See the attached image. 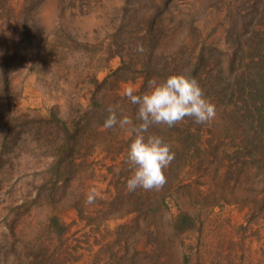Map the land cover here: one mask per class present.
I'll return each mask as SVG.
<instances>
[{"label":"rangeland","instance_id":"1","mask_svg":"<svg viewBox=\"0 0 264 264\" xmlns=\"http://www.w3.org/2000/svg\"><path fill=\"white\" fill-rule=\"evenodd\" d=\"M253 4L254 0H0V62L5 50L9 57L16 51L9 60L8 90L0 85V264H182L188 247L189 264H264V133L253 138L252 146L240 130L226 135L221 129L222 107L213 100L216 117L199 134L197 156L192 150L183 152L182 159L174 156L164 170L161 190L129 192L131 133L118 125L102 129L110 104L118 105V118L123 114L136 120L137 106L121 92L128 85L138 91L143 82L134 43L143 23L162 22L157 41L164 61L172 56V64L194 62L192 51L202 49L211 56L216 74L228 64L220 52L228 46L225 30L231 23L235 21V36L244 50L245 39L253 41L264 30ZM124 8L127 19L139 25L132 22L120 35H127L132 45L122 51L126 72L119 78L135 79L111 77L119 65L118 58L111 59L97 74L99 80L108 75V80L93 109L81 97L88 98V87L81 90L82 83L72 75L64 82L59 78L62 71L36 55L43 53L45 44L58 47L61 40L52 38L57 30L81 43L107 41L121 24ZM30 66L40 72L30 73ZM78 103L85 118L60 157L61 134L37 117L51 109L71 124ZM183 122L171 128L153 125L146 135L162 137L174 153L182 151L185 144L177 129H183ZM9 124L16 138L4 137ZM57 156L60 165L55 171ZM92 189L99 195L88 204ZM162 194L170 197L169 211L156 210ZM174 203L191 215L198 213L199 235L174 234ZM52 216L65 227L60 238L48 229Z\"/></svg>","mask_w":264,"mask_h":264},{"label":"trees","instance_id":"2","mask_svg":"<svg viewBox=\"0 0 264 264\" xmlns=\"http://www.w3.org/2000/svg\"><path fill=\"white\" fill-rule=\"evenodd\" d=\"M252 11L255 12L257 20L264 25V0H254ZM128 13V9L124 8L122 22L118 29L107 36V41L94 45L81 43L70 33L57 30L53 32L52 38L57 43L60 42L58 38L61 40L58 47H49L45 44L43 53L36 55L38 57L36 59H41L43 63H46V60L53 63L57 71H62L59 78L64 82H67V78L70 75L79 79L83 85L81 90L86 87L90 89L88 98L84 95L81 97L94 109L99 106L97 94L108 80V75L102 80H99L97 76L104 64H108L113 58H118L119 65L109 75L115 78L116 81H134L135 79L129 77L119 78L121 73L126 72L124 71L126 63L122 51L126 49L128 44L129 47L132 45V43L127 42V35L124 37L120 35L125 34L127 26L132 22L139 25V23L131 22L127 19L126 15ZM143 25L144 28H141L140 34L135 37L136 41L134 40V43H137L135 44L136 48L140 44L144 49L143 53L135 50L139 57L138 72L143 76V82L136 94L144 93L147 90L146 88H148V81L154 78L162 82L170 75L183 74L195 79L202 88L205 97L211 102L215 100L217 102L216 105L220 108L222 107L221 112L225 123L221 127L222 131L229 135L232 129V131L240 130L246 136L247 143L251 146L254 145L255 141L253 138L259 135V132L264 133V30L260 32L257 30L258 32L253 41H248L246 38L247 42L244 45L247 50H244L243 46H241L242 43L240 44L238 41L239 38L235 36V21L233 24L231 23L229 28L225 30L228 46H225V49L220 52L227 57L228 64L224 70L219 68L218 73L213 74L214 69L211 68L210 64L211 56L205 55L202 49H199L197 53L192 51V55L196 54L194 62L189 60L187 63L172 64L169 61V59H172L171 54L169 55L171 58H168L167 62L164 61V56L166 55L159 51L157 41V35L163 29L162 22L151 19L146 24L143 23ZM23 35L28 37L30 34L29 32H24ZM230 39L233 41L231 44L229 43L231 42ZM42 48L43 45L40 51H42ZM13 53L15 56L16 51ZM8 55V50H5L2 62H0V85L4 91H7L9 87V60L14 57L13 55L11 57ZM251 68H254L255 72ZM29 72L38 74L40 70L36 69L35 66H30ZM82 110L83 105L78 103L76 105V117L71 121V124L59 118L51 109L42 112L43 114L37 117L40 121L53 125L52 127L56 128L58 133L61 134L63 143L59 147L60 157L67 150V144L73 142L76 134L79 133L81 121L85 118V113ZM10 124L6 128L7 131L4 137L16 138L11 133L13 126H10ZM255 124H257L259 129H255ZM182 125L183 129L181 131L177 129V133L182 137L180 139L185 144L183 147L185 151L183 149L182 151H176L174 153L176 159H182L185 154L183 152L189 154L191 150L197 156L199 134L204 126V124H196L191 118L187 117ZM208 143H210V140H208ZM5 144V142L2 143V149ZM234 147L232 145L231 149L235 151ZM227 153L232 156L231 152L228 151ZM56 163L58 164L55 165V171H58L60 158ZM108 171H111V169ZM128 178L129 176L127 175L126 179ZM169 203L170 197L167 194L160 195L155 203L157 206L156 210L169 211L171 209ZM150 206L154 207L153 205ZM174 206L175 213L172 215V230L174 234L185 235L187 238L199 235L201 232V219L198 213L191 215L182 210L178 204L174 203ZM132 210H137V206H134ZM48 229L57 238H60L65 232V227L57 216L49 218ZM145 233L148 234L146 231ZM190 253L191 247H188L187 252L182 253V264H189ZM111 257H114V255Z\"/></svg>","mask_w":264,"mask_h":264},{"label":"clouds","instance_id":"3","mask_svg":"<svg viewBox=\"0 0 264 264\" xmlns=\"http://www.w3.org/2000/svg\"><path fill=\"white\" fill-rule=\"evenodd\" d=\"M137 51L143 53L138 44ZM137 89L128 85L121 95L137 106L136 120L127 115L117 116L118 105H108L109 115L102 125L103 130L116 127L131 133V142L127 151V163L131 175L126 181V189L159 191L166 183L164 170L174 160L171 146L157 135L148 134L153 125H166L171 128L184 119L191 118L196 124L212 122L216 117V106L208 100L199 83L183 74H173L164 81H148V90L136 94ZM99 193L95 189L87 195V203L93 204Z\"/></svg>","mask_w":264,"mask_h":264}]
</instances>
